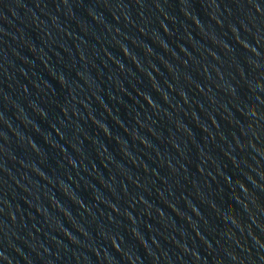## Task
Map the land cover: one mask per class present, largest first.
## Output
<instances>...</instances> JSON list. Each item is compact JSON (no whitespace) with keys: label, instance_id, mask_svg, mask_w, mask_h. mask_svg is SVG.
I'll return each mask as SVG.
<instances>
[{"label":"water","instance_id":"obj_1","mask_svg":"<svg viewBox=\"0 0 264 264\" xmlns=\"http://www.w3.org/2000/svg\"><path fill=\"white\" fill-rule=\"evenodd\" d=\"M0 264H264V0H0Z\"/></svg>","mask_w":264,"mask_h":264}]
</instances>
